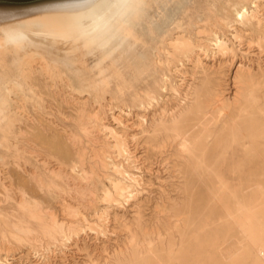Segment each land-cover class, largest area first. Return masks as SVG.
Here are the masks:
<instances>
[{
    "label": "bare ground",
    "instance_id": "6f19581e",
    "mask_svg": "<svg viewBox=\"0 0 264 264\" xmlns=\"http://www.w3.org/2000/svg\"><path fill=\"white\" fill-rule=\"evenodd\" d=\"M149 1L152 0H118L121 5L119 14L109 15L105 27L101 30L95 22L86 18L88 10L79 7L74 0H0V54L13 56L12 68L9 66V69L5 68L0 73V129L3 124L10 125L11 130L7 133L9 136L10 134L13 136L7 140L16 144L17 150H23L27 154L29 152V155L30 153L34 154L36 159L45 165V170H47L46 178L40 174L38 175L34 172L35 170L29 175H27L28 173L26 174L29 178H35L38 182L39 190L44 194L63 195L66 192L72 193L74 191L76 194L87 195L86 188H81L76 180L86 181V184L93 181L95 183V192L100 191V195H102L100 198L107 203V207L103 209L101 214L100 210L96 212L99 220L104 217L108 209L113 206L119 208L121 200L125 199L127 201L131 197L130 194L134 192V190H131L132 183H139V178L131 174L128 166H126L136 162L134 158H139L131 148V142L136 146L135 150L139 146L143 147L145 157L142 156L140 158L145 161L162 156L170 146H176L175 152L171 157L174 160L173 167L175 171L179 178L184 181L179 188L183 196L178 201L168 197L167 202L164 201L156 205L160 212H166L171 219H174L173 227H166L167 236L159 232L150 231L146 227L140 211V205H137L136 216L133 220L130 219L132 221L125 219L124 215L116 212L114 221L122 224V227L129 234L127 241L129 249L125 251L121 248L114 251L113 255L108 256L107 264H264V242L258 239L255 228V224L264 228V219L260 216L256 217V213L263 214L264 212V171L261 169L260 171H253L252 169V165H256V163L259 166L264 164L263 63L261 61L254 62L253 57V59L248 61L246 58H241L237 62V54L231 44H229V39L220 35L215 27L214 30L213 27H208L209 25H205V27L203 25L196 27H194L195 25H190L194 27L193 31L195 30L199 36L206 32L215 34V38H212L213 40L211 41L215 42L214 46H216L219 54L218 52L216 53L220 55L219 60L214 58L211 60L213 63L210 61L211 52H209V45L202 44L203 41L201 43L197 42V38L195 40L192 37L191 31L180 30L174 34H171L174 30L170 34L167 31L166 36L164 37L163 35L161 42L163 41V48H165V44L167 46L165 50L168 53H166L170 54L169 56L172 55L174 60L178 61L177 67L173 69L174 74H180L179 76H181L185 62L191 66V69L184 73L186 75H183L185 80H183L182 84L173 86L174 84L169 83V78H163L161 75L162 80L160 78V80L148 83L144 88L135 87L136 81L148 78L161 64V60H158L159 57H151L153 55L151 54L152 52L149 53L151 55H148L147 40H140L133 31L126 36H122L124 24L132 22L133 16L139 14L146 16L149 14ZM160 1L153 0L152 3L158 4ZM262 1L240 0L241 5L234 9V19L227 20L224 25L234 41L238 42V44L240 43V45L247 44L249 50L252 47L256 48L258 54L264 57V5ZM114 2L116 0H94L93 6L105 9ZM196 8H199V6ZM195 10L188 15L189 20H193L198 12L201 11L200 9ZM213 16L216 15L214 14ZM179 20L182 19L179 18ZM203 20L209 23L211 19L207 16ZM203 20L201 19V21ZM221 20L223 19L220 17L218 21L220 22ZM214 25L216 26V24ZM149 31L151 32V30ZM193 34L195 33L193 32ZM205 43L208 42L205 41ZM138 44L145 51L139 61L135 58L131 59L130 64L127 66L124 64V55L123 57L115 58L116 53L121 49L126 51L128 48L130 50ZM98 50L103 52V57L95 66L99 70V73L96 74L95 68L87 69L85 59L90 55H94ZM108 60L112 61L111 64L105 65ZM235 65L236 71L233 75L234 94L231 92L233 97H227L223 90L226 68L230 69ZM129 67L133 69L132 75L127 70V68L130 69ZM168 68L170 69V67ZM38 75L43 76L45 80L46 78L51 79L53 87L57 85V82L61 87L62 82L65 81L72 84L73 94L77 95L75 99L77 101L82 100L74 110L77 114L83 115L81 119L79 118L80 120L77 119L79 121L82 120L80 126L85 133L90 134L97 129H102V131L105 130L109 132L107 134L112 136L113 141L109 142L105 148L108 153H116L122 159V163L114 161L112 156L106 155V151H103L102 155L99 153L104 162L102 166L107 169H113L118 174V178L107 176L112 188H108L103 183L101 176L94 170V167H87V160L85 162L78 160V162L65 163L51 155H43V152L42 154L36 148L30 147L34 141L32 142L26 138L29 132L20 125L18 126L15 121L18 120L20 122L24 116H28L27 98H30V96L35 101H33L35 103V111L40 113V115H42L41 113H47L46 109L48 110L49 107L47 105L44 106L46 103L43 104L42 98L36 97V94H43L33 84ZM72 89L69 91H72ZM169 91L177 95V98H175L177 102L174 105H168L164 102L163 98L166 97L164 94ZM108 95H111V99L107 100L108 103L106 104L109 106L107 110L110 111V116L121 126L125 123L122 120L124 113L130 112L132 107L138 110L137 120L134 123L138 127L136 134L130 136L128 133L118 132L114 126L110 127V125L103 122L104 112L99 113V110H90L92 105L94 106L93 108L96 106L93 103L101 100L103 103V100H106ZM72 100L71 102H73ZM154 101L158 103L161 101L164 104L162 103L163 105L159 108L157 106L155 109L152 108V111L147 114L146 104L152 106ZM39 103L41 107L38 105ZM47 119L50 123L55 124L51 117H47ZM75 124L78 123L76 122ZM28 125H30V121ZM127 128L123 129L127 130ZM7 133H5L6 136L8 135ZM96 134L95 139L97 137ZM70 138L71 136L67 140H70ZM87 138L89 139V136ZM74 141L76 143L75 135ZM80 143L83 142L81 141ZM94 143L96 144V142H93V145H95ZM236 146H242L244 153L241 162L231 171L233 175H238L240 178L239 184L232 187L225 180L222 167L228 161L227 156H229L230 150ZM6 147L8 148V145ZM110 149H113V151ZM8 151H10L9 148ZM52 161L55 162L54 165H50ZM56 165L57 167H55ZM5 178L7 179L8 177ZM71 178L75 180V186L73 184L72 187L71 184L65 186L59 182L68 183ZM3 179L1 180L2 182L4 181L3 185L5 190H7L8 186H6V183L9 181ZM18 189L22 192V200L17 203L21 209L22 214L20 215L22 216L15 217L17 215L14 214L15 216L10 217L0 209V231L4 234V237L10 235L9 237L18 240L19 243L24 235L29 236L36 230L41 229L47 234L49 244V242L57 239L56 234L58 232L68 231L70 235L78 232V227L80 226H74L76 221L72 220L73 218H68V221L66 219H58L52 209H48L49 206L46 207L44 204V207L41 203L42 201H37L39 200L38 198L35 200L29 197L26 189L21 187ZM14 192L15 194L17 193L16 191ZM91 193H94V190L89 192V194ZM11 195H8V198H11ZM202 195H206V197ZM15 200L13 199V202ZM4 201H8L7 197L6 200L4 198ZM202 201H204V204ZM64 206L67 209V214L71 217L81 216L79 208L70 205ZM201 207H203V211H199ZM98 223L95 226L100 228V221ZM68 234L65 235L67 236ZM4 237L3 240L6 239ZM29 237H26L27 240ZM18 243L16 242L17 246ZM25 245L28 247V244ZM41 246L44 247L43 245ZM17 254H20V256L11 255L0 258V264H27L29 253L19 251ZM38 256L40 255L38 254ZM91 262L93 261L91 260ZM92 264L96 263L93 262Z\"/></svg>",
    "mask_w": 264,
    "mask_h": 264
},
{
    "label": "rangeland",
    "instance_id": "374dc122",
    "mask_svg": "<svg viewBox=\"0 0 264 264\" xmlns=\"http://www.w3.org/2000/svg\"><path fill=\"white\" fill-rule=\"evenodd\" d=\"M188 1L187 0H161L158 4L152 3L153 0L149 1L148 2L149 8L147 6L148 13H149L148 15H146V16L142 15L141 16V14H139V15L133 16L132 22L124 24V30L122 32V36H126L127 34H129V32L133 31L135 33V35L139 37L140 40H143V39L147 40V42H148L147 48L149 47V49H147V51L149 50L148 55L153 54V55H151L152 58H158L159 57L158 60H161L160 66L153 71L154 73L152 72L153 74L151 73L148 76L149 79L146 77V78L141 79L142 81H139V80L136 81L137 83L134 84L135 87L144 88L146 86V84H148V83H152L155 80H160V78L162 80V76H163V78H165V77L169 78V81H170L169 83L172 85L174 84L173 86L180 85V84H182L183 80H185L183 78L184 77L183 75H186L184 73L189 71V69H191V66L189 64H187V62H185V67L181 71L182 77L179 76L180 74H178V75L174 74L173 69L175 67H177L178 61L174 60V57L172 55L169 56L170 54L169 55L167 54L168 51L165 50V48L167 46L165 44V46H164L165 48H163V43H162L163 41L161 42V40H163V35L165 37L167 31H168V34L173 32V30H174V32L171 34H174V33H176V31L178 32L180 30H184V31L187 30L189 32L191 31L192 37L195 40L197 38V40H196L197 42L201 43L203 41L202 44H207V46L209 45V52H211L210 61L214 58L215 59L217 58V60H219L220 55H218L219 52L216 49V46H214L215 42L211 41L215 38V34L214 33L209 34L208 32H206L207 34L202 33V36H199L196 34L195 30L193 31L194 27L202 26V25H203V27H205V25H209L208 27H210V26L213 28L215 27L216 31L220 35H223V36L227 37V39H229V44H231V46L233 47V49L235 50V52L237 54V56H236L237 62L241 58H246L247 61L254 58L253 59L254 62L261 61V63H263V66H264V61H262V60H264V57H262L261 54H258V51H256V48L252 47L249 50V47L247 44H245V43L241 44V45H240V43L238 44V42L234 41L231 38V36H230L231 34L228 32L227 27L224 25V23L227 20L234 19V16H233L234 9H235V7H237V6L239 7V5H241L240 0H227V1L226 0H206L207 3L205 2V0H203V1L202 0H196V1L195 0H188ZM262 3L264 5V0L262 1ZM151 4H152V6H151ZM217 4H218V6H217ZM220 5L224 8H222ZM198 6H199V8H196ZM207 7H208L209 11H208ZM216 8H217V10H216ZM195 9H197V10L200 9L201 11H199L198 14L195 16L196 18L194 17L193 20H189L188 15L190 13H193L194 11H196ZM221 11H223V12H221ZM208 13H210V14H208ZM164 14H166V15L164 16ZM214 14L216 16H213ZM224 14H226V15L228 14V15L226 16ZM207 16H209L211 19L209 23H207L208 21L203 20ZM197 17L200 19H198ZM220 17L223 19L220 21L221 23L218 21V20H220ZM179 18L182 20H179ZM185 18L187 19V21ZM152 19H153V21H152ZM201 19L203 21H201ZM199 20H200V22H198ZM212 21H214V22H212ZM156 23H158V24H156ZM161 24H163V25H161ZM214 24H216V26ZM183 25H185V26H183ZM190 25H192V26L195 25V26L192 27ZM187 26H189L190 28ZM215 28H214V30H215ZM153 29H154V32H153ZM149 30H151V32ZM156 30H158V31H156ZM193 32L195 34H193ZM213 34H214V36H213ZM205 41L208 43H205ZM151 42H152V44H151ZM209 43L212 45H210ZM235 44H237V45H235ZM153 45H154V47H153ZM139 46L140 45L138 44L130 50L127 48L126 51H125V49L124 50L121 49L119 52L116 53L115 58L116 57H123V55H124V57H123L124 64L127 66L130 64L131 59L135 58L137 61H139L141 58V55L143 53H145L144 49H142V47H139ZM159 47H160V49H159ZM241 50H242V52H241ZM216 52H218V54ZM246 52H248V53H246ZM149 53H151V54H149ZM216 56H218V57H216ZM102 57H103V52L101 50H98V51H96V53L94 55H90L89 57H87L85 59L87 69L95 68L96 64L98 63V61L101 60ZM164 59H166V60H164ZM210 61H208V63H210ZM111 62H112L111 60H108L105 65H109V64H111ZM175 62H177V63H175ZM211 62L213 63V61H211ZM12 63H13V56L0 54V73H2L3 69H5V68L9 69V66L11 67ZM172 63H173V65H172ZM168 67H170L171 70ZM127 70H129L128 71L129 74L131 73L130 75L133 74V69L127 68ZM235 71H236V65L230 69L226 68V76L224 78L223 90L225 91V94L227 97H233V94H234L233 75H234ZM14 72H16V71H14ZM95 73L96 74L99 73V70L97 68H95ZM37 77L34 80L33 84L36 86V89L40 90V92L42 91L43 94H41V95L36 94V97L39 96L38 98H40V99L42 98L44 101L43 104L46 103V104H44V106L47 105L49 107L48 110L46 109L47 113H44V114L41 113L42 115H40V113L35 111V109H34L35 103H33V101H34L33 97L30 96V98L29 97L27 98V107L29 108L28 109V112H29L28 116H30V117L24 116V118L20 122L15 119L17 121V122L15 121V123L18 126L20 125L21 127H23L24 130H27L29 132V134H27L28 136L25 135V136H27L26 138L30 139L32 142L34 141L31 144V146L30 145L29 146L34 148V149L36 148L41 153L43 152L44 153V154L42 153L43 155H45V154L51 155V156L55 157L57 160L65 162V163H71L73 161L78 162V160H80L81 162H85V160H87L86 161L87 167H89V168L94 167V170L97 171V173H99L98 174L99 176H101L100 178L103 180V183L108 188H112L111 182L109 180H107V176L109 175L111 177L118 178V174L113 169H109V168L107 169L106 167L102 166L104 162H103V159L101 157V155L103 154V151L107 152V149L105 148L106 145L109 142L111 143L113 141L112 136L107 134L109 132H107L105 130L102 131V129H99V130L97 129L96 131H94L90 134H87V133H85V131H83L82 127L80 126V122H82V120L79 121L81 119V117H83V115L77 114L74 110L75 107L78 106L82 100L77 101L75 99L77 97V95L73 94L74 91L72 89L73 87L71 86L72 84H70L68 81H65V82H62V87H61V85H58L59 83L57 82V85L53 87L51 79L46 78V80H48V81H46L43 76H42L43 78L40 75H38ZM173 79H174V81H173ZM179 79H181L182 81L180 80V82H179ZM176 83H178V84H176ZM49 84H50V86H49ZM51 84H52V86H51ZM137 84H139V85H137ZM140 84H142V85H140ZM47 86H48V88H47ZM69 86H71V87H69ZM39 87H41V88H39ZM70 88L72 89V91H69V90H71ZM66 89H67V91H66ZM53 92H55V93H53ZM141 92L143 93V91H141ZM56 93H58V94H56ZM66 93H68V94H66ZM64 95H65L66 99L64 98ZM72 95H74V96L72 97ZM164 95H166V97L163 98L165 104H168V105L176 104L177 99H175V98H177V95H174V93H172L171 91L165 93ZM70 99L71 100L73 99L72 100L73 102H71ZM110 99H111V95H108L107 99L103 100V103H102V100L97 102V103L95 102L93 104L94 105L96 104L97 107L95 106V108H93L94 106L92 105V107L90 106L91 108L90 107L89 108H90V110H96V111L99 110V113L104 112V114H103L104 121L103 122L110 125V127L114 126V128L118 132L125 133V134L128 133V134H130V136L132 134H136L138 132V127L136 125H134V123L137 120L136 115L138 113V110L136 108L132 107V109L130 110L131 113L129 111L124 113L122 116V120L125 121V123L122 124L123 126H121V124H118L110 116V114H109L110 111L107 110V107L109 109V106L106 103H108L107 100H110ZM178 99H179V96H178ZM60 100H62V101H60ZM104 101H105V103H104ZM160 102L158 103V102L154 101L152 103V106L149 104H146V107H147L146 112H148L147 114H149L150 111H152V108L155 109L156 106H157V108H159L164 104L163 102H161V103ZM76 103H78V104L76 105ZM67 104H69V105H67ZM38 105L40 106V103ZM100 106H101V108H100ZM31 113L34 115H32ZM134 113H135V115H134ZM91 116H93V115H91ZM47 117H51L53 119V121L55 122V124L50 123L48 121V119L46 120ZM77 118L78 119L80 118V119L78 120ZM31 120H32V122H31ZM29 121H30V125H28ZM76 122L78 124H75ZM21 123H23L24 125ZM76 125H78V126H76ZM9 126L10 125H8V124H3L1 129H0V160H1L0 161V171L3 170V171H1L0 178L1 179L4 178L3 180L9 181L8 183H6V186H8V189L10 188L9 190L8 189L5 190L4 185H3L4 181L2 182V180L0 179V197L2 196L0 198V209L3 210L5 213H7V215L10 217L13 216L14 214L17 215V216L14 215L15 217L22 216V215H20V214H22L21 209L19 208V206L17 204L18 202H20L22 200V197H21L22 192H20L19 189L17 190V188L21 187L23 189H26L29 197H31L35 200H37V198H38L39 200H37V201H39V202L42 201L41 203L43 204V206H44V204L46 207L49 206L48 209H52V211L54 212V214H56L58 219H66V221H68L69 219L73 218L72 220L76 221L74 223V226L77 225V227L78 226H80V227H78V232H77L78 234L77 233H71L73 235H70V234H68L69 233L68 231H64V232H60V233L58 232L56 234L57 239L53 242L52 241L49 242V244H48L47 234H45V232L41 229H38L35 232L31 233L29 236H32V237H29L28 235H24L23 239L19 242L22 245H20L18 243V240H15V239L9 237L10 235L8 237H4V234L0 231L1 232L0 233V258H5V257L11 256V255H15L16 257H19L20 254L18 255L17 252L24 251L25 253H27V252L29 253V258H28L27 264H90V263L92 264L93 262L96 264H107L106 262H107L108 256L113 255L115 253L114 251H117L118 249H121V248H122V250H125V251H127L129 249V246L127 244L129 234L122 227V224L116 223L114 221V214L116 212H118L120 215H124L125 219L127 218L129 221H132L133 218L136 216L137 205H140V211H141L142 216L144 218V221L146 223V227L150 231H154L157 233L159 232L162 235L167 236L166 227L167 226L173 227L174 219H171L169 214H167L166 212H160V210L157 209L156 205H159V204L163 203L164 201L167 202L168 197H171L174 200L178 201L183 196L181 194L179 188L182 186L184 181L179 178L177 172L175 171V168L173 167L174 160L171 157V155L175 152V147H176L175 145L170 146L162 156L151 158L150 160L145 161L144 159L141 160V158H140V157L145 155L143 147L139 146L138 148H136L137 150H135L134 148L136 146H134V143L131 142L130 146L133 149V151L135 152V154L138 155L139 158L138 159L134 158L136 162L132 163L131 165H126V166H128V170L131 172V174H134L136 177L139 178V183H132L133 185L131 186V190H134V192L132 193L133 195L130 194L131 197L128 198L127 201L125 199H123L124 201L121 200V204H120L119 208L117 206H113L114 208L112 207L111 209H108V211H107L108 213L106 212L104 217L101 220H99V216L96 215V212L98 210H100V214H101L103 209H105L107 207V203L102 201V199L100 198V196H102V195H100V191L95 192V185H94L95 183L93 181H91V182H87L89 184H86V181L79 180V179L76 180L77 184L78 185L80 184L79 186L81 188H83V187H84L83 189L88 188L89 191L85 189V191L87 192L86 193L87 195L76 194L74 191L72 193L66 192L63 195H56L55 194L56 196L44 194L43 192H41L39 190V186L37 184L38 182L35 180V178L34 179L29 178V177H27V175L33 173V171L35 170L34 172H36L38 175L40 174L42 177L46 178L47 170H45L46 169L45 165L42 164L38 159H36L34 154L30 153V155H29V152L27 154V152H24L23 150H19V149L17 150V145L13 144L12 141L9 142L7 140L8 138L9 139L12 138L11 136H13L11 134L9 136V134L7 133L9 130H11V127H9ZM8 128H10V129H8ZM123 128H127V130L123 129ZM1 130H4V131L1 132ZM46 132H48V133H46ZM5 133H7L8 135L6 136ZM95 134L97 136L96 139H95ZM74 135L76 136V143H74L75 142L74 141ZM70 136H71V138L72 137L73 138L72 139L70 138V140H67V139H69ZM88 136H89V139L87 138L88 139L87 140L86 137H88ZM104 138H105V140H104ZM79 139L83 143H80L81 141ZM93 142H96V144L94 143L95 145H93ZM101 142L104 144H102ZM75 144H77V145H75ZM7 145H8V148L10 149V151H8V148L6 147ZM20 145H22V144H20ZM65 145H66V147H65ZM87 146H89V147H87ZM92 147H93V149H92ZM4 148H6V149H4ZM92 150L94 153L92 152ZM5 151H6V153H5ZM19 151H21V152H19ZM111 151H113V149ZM83 152H84V154H83ZM263 152H264V141H263ZM8 153H10V154H8ZM80 153H82V154H80ZM112 153L107 152L106 155L112 156L113 160L114 161L116 160L117 163H122V161H121L122 159L120 157H118V155L116 153H113V155H112ZM243 153H244V149L242 146H236L234 149H231L229 152V156H227L228 161H226L224 163V166L222 167V171L224 172V175H225V180L232 187L239 184L238 181L240 178L238 175H233L231 173V171L241 162V159L243 158ZM92 154H94V155H92ZM31 158L32 159L35 158V159L32 160ZM27 160L28 161L30 160V161L28 162ZM17 161L20 162L21 164L18 163ZM54 161L50 162V165H54L56 162V161L55 162ZM39 163H40V165H39ZM88 163L91 164V166H89ZM19 165H21V166H19ZM55 167H57V165ZM252 169H253V171H260V169L264 171V164H263V166H259L256 163V165H252ZM4 176L8 177V178L6 179ZM33 180H34V182H33ZM68 181H69L68 183L63 182V181H59V182H61L65 186H67L69 184H71V187H72V184L75 186V184H74L75 180H72V178H71ZM263 181H264V177H263ZM36 187H38V188H36ZM134 187L138 190L136 191V189ZM12 190H13V194H12ZM93 190H94V193L89 194V192H93ZM14 191H16L17 193L15 194ZM9 192L14 196H12ZM94 194H96V195H94ZM8 195L9 196L11 195V198H8L9 197ZM15 196H17L16 197L17 201L15 200ZM202 196L206 197V195H202ZM6 197H7L8 201L5 202L4 198L6 200ZM13 199L15 200L14 202H13ZM63 200H65L66 203ZM95 200H96V202H95ZM2 202L5 204H3ZM202 203L204 204V201H202ZM14 204H16V205H14ZM64 205H70V206H74V207L79 208L80 212H81V216H78L76 218L71 217L70 215L67 214L68 212H66L67 209L65 208ZM16 206H18V207H16ZM117 208L119 209V211ZM19 210H20V212H19ZM199 211H203V207H201L199 209ZM257 216H260L261 218L264 219V212H263V214H261L259 212L256 213V217ZM77 219H78V222H77ZM130 219H132V220H130ZM99 221H100L101 227L97 228L95 225L99 224L98 223ZM255 225H256L255 228H256V234H257L258 239L261 242H264V228L263 227L261 228V225H258V224H255ZM63 233L68 234L71 239L69 240V236L68 235L66 236ZM33 235H34V237H33ZM25 236L29 237L30 239L28 238V240H27V238ZM3 237L6 239L3 240ZM58 237L60 240L62 239L63 241L62 240L60 241L58 239ZM45 238H47V239H45ZM64 238H66V239L64 240ZM42 241H43V244H42ZM58 241H60V243H58ZM16 242L18 243V246H17ZM54 242H56V243H54ZM24 243L28 244V247H26L27 245H25ZM51 243H53V244H51ZM65 244H66V246H65ZM41 245H43L44 247H42ZM39 247H41V248L39 249ZM25 248H26V250H25ZM45 248L47 251L45 250ZM38 249H39V251H38ZM50 249H52V250H50ZM38 254L40 256H38ZM25 257L27 258V256H25ZM91 260L93 262H91Z\"/></svg>",
    "mask_w": 264,
    "mask_h": 264
},
{
    "label": "clouds",
    "instance_id": "9594fccd",
    "mask_svg": "<svg viewBox=\"0 0 264 264\" xmlns=\"http://www.w3.org/2000/svg\"><path fill=\"white\" fill-rule=\"evenodd\" d=\"M74 2L79 7L88 10V16L86 18L95 22V24L98 25L99 29L101 30L105 27L108 16L119 14L121 10V5L119 4L118 0L108 5L105 9L94 7V0H74Z\"/></svg>",
    "mask_w": 264,
    "mask_h": 264
}]
</instances>
